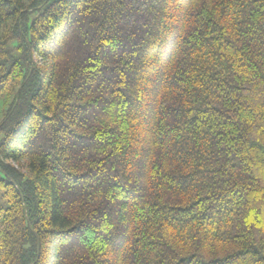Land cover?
I'll use <instances>...</instances> for the list:
<instances>
[{
  "label": "trees",
  "instance_id": "1",
  "mask_svg": "<svg viewBox=\"0 0 264 264\" xmlns=\"http://www.w3.org/2000/svg\"><path fill=\"white\" fill-rule=\"evenodd\" d=\"M0 264H264V0H0Z\"/></svg>",
  "mask_w": 264,
  "mask_h": 264
},
{
  "label": "rangeland",
  "instance_id": "2",
  "mask_svg": "<svg viewBox=\"0 0 264 264\" xmlns=\"http://www.w3.org/2000/svg\"><path fill=\"white\" fill-rule=\"evenodd\" d=\"M2 191L0 190V208H2L3 206H5V201L2 198Z\"/></svg>",
  "mask_w": 264,
  "mask_h": 264
}]
</instances>
